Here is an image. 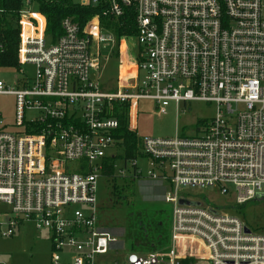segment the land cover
<instances>
[{
	"label": "built area",
	"instance_id": "2783aa9c",
	"mask_svg": "<svg viewBox=\"0 0 264 264\" xmlns=\"http://www.w3.org/2000/svg\"><path fill=\"white\" fill-rule=\"evenodd\" d=\"M79 5L100 12L84 25L63 19V34L55 38L47 36L40 11H19L18 65L9 67L22 76L19 89L0 76V96L16 98L14 125L0 111V204L11 208L0 213L1 235L12 237L30 223L47 233L51 264H112L117 239L101 229L95 207L106 160L115 158L117 179L157 182L173 205L169 250L130 252L126 264H264V231L185 194L216 189L232 197L233 211L264 200V0ZM126 15L135 25L133 49L113 30ZM117 61L123 66L107 89L102 74ZM25 65L34 69L31 78ZM144 99L159 115L173 102L177 112L191 102L214 105L215 115L194 135L139 139L133 121ZM120 115L137 137L131 160L119 136ZM138 157L148 161L145 175Z\"/></svg>",
	"mask_w": 264,
	"mask_h": 264
},
{
	"label": "rangeland",
	"instance_id": "374dc122",
	"mask_svg": "<svg viewBox=\"0 0 264 264\" xmlns=\"http://www.w3.org/2000/svg\"><path fill=\"white\" fill-rule=\"evenodd\" d=\"M24 0L21 10L24 13H38L36 1ZM79 4L82 0H71ZM110 46L105 44L103 47ZM123 63L112 62L102 74V85L111 89L115 86L118 71ZM25 76L31 78L32 66L22 67ZM2 80L12 90H18L16 77L22 78L17 70L2 68ZM0 111L8 126L15 123L16 98L11 94L0 96ZM215 115V106L191 102L181 105L177 112L173 102L167 108V113L159 115L155 112V104L148 99L141 100L138 105V116L133 124L137 128L139 139L150 137L154 139H171L178 133L181 136L194 135L198 128L209 122ZM30 117V114H27ZM11 131V130H10ZM129 163L127 162V165ZM136 164L145 175L149 170L147 160L138 157ZM71 164L69 167H73ZM118 167H124L125 162L119 160ZM116 183L121 196H115L113 184ZM122 186V188H121ZM165 188L157 182L127 180H101L97 193V216L101 229L112 234L116 239L114 249L118 264H126L125 260L130 250L138 255L149 253H166L169 244L167 234L171 233L173 205L164 200ZM192 199L204 201L209 206L227 208L230 214L241 217V220L252 230L264 231V200L252 201L245 207L233 211L232 197L221 195L213 188L193 189L185 191ZM10 207L0 204V213H10ZM4 231V229H2ZM0 230V264H51V247L48 235L37 231L34 225L24 224L12 237H3ZM190 243V242H189ZM194 244V243H191ZM198 252L199 247L191 248ZM193 264H208L199 259Z\"/></svg>",
	"mask_w": 264,
	"mask_h": 264
},
{
	"label": "trees",
	"instance_id": "16d2710c",
	"mask_svg": "<svg viewBox=\"0 0 264 264\" xmlns=\"http://www.w3.org/2000/svg\"><path fill=\"white\" fill-rule=\"evenodd\" d=\"M31 1V0H30ZM36 1L39 6L40 12L45 16L47 21V36L52 38L61 36L63 34L61 23L63 19L72 17L80 25H84L86 20L94 13L100 12V8H91L87 6H81L74 4L71 0H32ZM24 0H0V44L4 47L3 52L0 53V66L3 68L15 67L18 65V44H19V11L22 8ZM125 18V19H124ZM127 20V21H126ZM107 18H105V23ZM123 26L120 27L114 25V31L118 36L125 35L129 39L130 47L135 48L134 34L135 25L133 23V17H123ZM108 27V24H105ZM117 59V55L114 56ZM120 137L123 139L124 156L126 160H131L137 157V137L135 134L127 130V119L125 116L120 115ZM115 158L106 160L108 165L104 171V176L108 181L120 180L115 177V170L113 169V163ZM105 180V181H106ZM124 181V180H122ZM127 182H131L128 181ZM115 190V196H121V190L113 184ZM169 239L168 248L171 244V234H167ZM169 250V249H168ZM167 250V251H168ZM130 252L135 253L134 250ZM115 254L117 252L115 251ZM109 260L112 264H118V260L115 255L109 256ZM184 264H189L185 262ZM193 264V263H192Z\"/></svg>",
	"mask_w": 264,
	"mask_h": 264
},
{
	"label": "water",
	"instance_id": "95a60500",
	"mask_svg": "<svg viewBox=\"0 0 264 264\" xmlns=\"http://www.w3.org/2000/svg\"><path fill=\"white\" fill-rule=\"evenodd\" d=\"M180 204H183V205H198V203H191V202H188V201H186V200H181L180 201ZM247 231V230H246Z\"/></svg>",
	"mask_w": 264,
	"mask_h": 264
}]
</instances>
